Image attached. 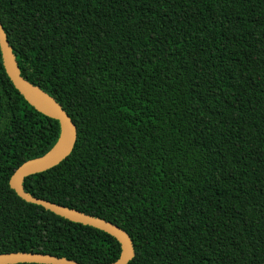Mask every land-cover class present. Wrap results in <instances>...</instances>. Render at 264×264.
Instances as JSON below:
<instances>
[{
    "label": "trees",
    "instance_id": "trees-1",
    "mask_svg": "<svg viewBox=\"0 0 264 264\" xmlns=\"http://www.w3.org/2000/svg\"><path fill=\"white\" fill-rule=\"evenodd\" d=\"M0 21L78 131L26 191L125 229L127 264H264V0H0ZM60 134L0 50V254L111 263L116 237L10 185Z\"/></svg>",
    "mask_w": 264,
    "mask_h": 264
},
{
    "label": "water",
    "instance_id": "water-1",
    "mask_svg": "<svg viewBox=\"0 0 264 264\" xmlns=\"http://www.w3.org/2000/svg\"><path fill=\"white\" fill-rule=\"evenodd\" d=\"M0 50L3 65L15 88L21 92L26 100L41 113L55 118L60 123L61 134L54 147L42 156L23 162L11 175L10 185L17 194L28 202L42 205L44 208L69 220L91 225L104 230L116 237L121 244V254L118 259L108 264H127L135 255V247L129 233L119 225L83 212L79 209L65 206L47 199L39 198L25 190L23 182L31 174L47 170L64 160L73 150L77 140V126L62 105L47 92L34 86L26 80L20 71L7 34L0 21ZM83 264L72 259L53 254L27 252H13L0 254V264Z\"/></svg>",
    "mask_w": 264,
    "mask_h": 264
}]
</instances>
